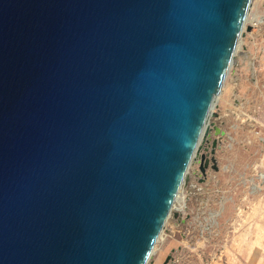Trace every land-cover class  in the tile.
<instances>
[{"label": "water", "instance_id": "95a60500", "mask_svg": "<svg viewBox=\"0 0 264 264\" xmlns=\"http://www.w3.org/2000/svg\"><path fill=\"white\" fill-rule=\"evenodd\" d=\"M252 2L0 0V264L149 263Z\"/></svg>", "mask_w": 264, "mask_h": 264}, {"label": "rangeland", "instance_id": "374dc122", "mask_svg": "<svg viewBox=\"0 0 264 264\" xmlns=\"http://www.w3.org/2000/svg\"><path fill=\"white\" fill-rule=\"evenodd\" d=\"M255 245L264 248V0L252 2L210 131L148 264H202L216 254L220 264H249Z\"/></svg>", "mask_w": 264, "mask_h": 264}, {"label": "crops", "instance_id": "0c3cea01", "mask_svg": "<svg viewBox=\"0 0 264 264\" xmlns=\"http://www.w3.org/2000/svg\"><path fill=\"white\" fill-rule=\"evenodd\" d=\"M258 239H259V237H258ZM257 242V241H256ZM255 249H259L260 250V254H258L257 252L256 253H254V250ZM264 253V248H258L256 245H255V247L254 248H252L251 250H250V261H249V264H260L261 262H260V260H261V258L260 257H262V254ZM257 257L258 256V258L256 259V261H255V263L253 262V259H252V257ZM217 264H220V262L219 263H217Z\"/></svg>", "mask_w": 264, "mask_h": 264}, {"label": "built area", "instance_id": "2783aa9c", "mask_svg": "<svg viewBox=\"0 0 264 264\" xmlns=\"http://www.w3.org/2000/svg\"><path fill=\"white\" fill-rule=\"evenodd\" d=\"M222 261L221 255H213L212 257L208 258L207 261H204L202 264H217Z\"/></svg>", "mask_w": 264, "mask_h": 264}, {"label": "bare ground", "instance_id": "6f19581e", "mask_svg": "<svg viewBox=\"0 0 264 264\" xmlns=\"http://www.w3.org/2000/svg\"><path fill=\"white\" fill-rule=\"evenodd\" d=\"M246 25H247V23H246Z\"/></svg>", "mask_w": 264, "mask_h": 264}]
</instances>
